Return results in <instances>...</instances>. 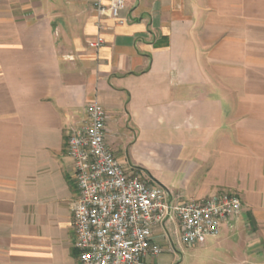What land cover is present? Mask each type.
<instances>
[{
  "label": "crops",
  "instance_id": "obj_1",
  "mask_svg": "<svg viewBox=\"0 0 264 264\" xmlns=\"http://www.w3.org/2000/svg\"><path fill=\"white\" fill-rule=\"evenodd\" d=\"M0 0V264H78L67 151L96 100L122 166L170 202L237 194L190 264H264V0ZM101 34L104 45L89 47ZM181 227L144 264H181Z\"/></svg>",
  "mask_w": 264,
  "mask_h": 264
},
{
  "label": "built area",
  "instance_id": "obj_2",
  "mask_svg": "<svg viewBox=\"0 0 264 264\" xmlns=\"http://www.w3.org/2000/svg\"><path fill=\"white\" fill-rule=\"evenodd\" d=\"M93 7L103 29L105 18L122 22L126 0H94ZM88 44L100 49L104 39L99 34ZM106 121L105 108L93 100L67 139L78 190L72 207L78 264H144L147 256L164 252L154 231L166 221L177 219L179 242L193 246L217 238L225 223L241 215L244 204L235 193L170 202L162 186L122 166L107 142Z\"/></svg>",
  "mask_w": 264,
  "mask_h": 264
},
{
  "label": "rangeland",
  "instance_id": "obj_3",
  "mask_svg": "<svg viewBox=\"0 0 264 264\" xmlns=\"http://www.w3.org/2000/svg\"><path fill=\"white\" fill-rule=\"evenodd\" d=\"M178 256L181 264H190V250L188 248V245H185L183 247H178ZM177 264V263H176Z\"/></svg>",
  "mask_w": 264,
  "mask_h": 264
}]
</instances>
